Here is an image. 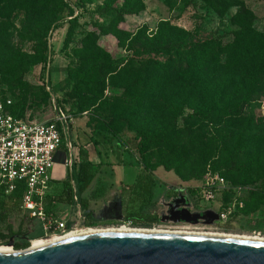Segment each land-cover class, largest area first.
I'll return each mask as SVG.
<instances>
[{
  "label": "rangeland",
  "instance_id": "374dc122",
  "mask_svg": "<svg viewBox=\"0 0 264 264\" xmlns=\"http://www.w3.org/2000/svg\"><path fill=\"white\" fill-rule=\"evenodd\" d=\"M0 1H4L0 7L9 1L22 7L0 12V17L8 16V20L13 22L9 33L15 44V53L11 57L7 53L8 45L0 44V99H11L14 112L26 121L51 119L55 111L42 90V86L48 85L47 88L62 106L78 115L71 130V154L74 160H80L79 151L84 149L92 157L104 160L107 156L128 161L135 158L143 165L147 164L146 168L156 174V186L152 189L153 176L146 174L145 167L138 174L135 173L140 181L135 194L143 199L138 198L135 202L141 200L136 204L139 211L134 210L131 212L134 214H129L135 224L143 223L141 225L130 224L126 220L129 214L125 212L122 216V194L117 190L122 189V185L115 184L112 190L109 189L108 184L114 181L107 174L102 176L105 183L102 190L104 193L111 191L112 194H103L98 198L91 222L82 221L78 215L79 208L71 202H58L52 208L54 212L63 210L65 214H72L68 219L70 226L82 223L86 227L97 228L127 225L132 228L226 232L264 237V81L253 93L252 89L247 88L253 100L246 103L235 118L222 119L217 125L202 120L187 126V114L200 101H206L208 96L204 93L200 98H187L186 89L182 86L168 84L161 96H149L150 111L143 114L139 109L142 97L139 90L150 70L143 67L141 62L155 65L156 62L166 63L171 59L168 55L140 56L144 47L160 44L172 34L190 42L219 38L225 44L232 40L231 32L239 29L236 15L243 8L252 12L256 28L262 31L264 0H64L66 10L46 38H43L40 28L44 0H40L33 11L25 7L27 3L23 0ZM106 6L132 8L133 13L123 18L102 17L96 10ZM72 22L75 24L74 30L65 45ZM45 47L46 64L43 61L25 68V81L29 88L27 96L30 99L38 97L40 106L23 107L20 97L23 90L11 89L10 81L4 76L9 72L8 76L13 78L20 75L22 68L18 67L23 63L20 54L37 58ZM239 97H243L242 91ZM80 98L85 103L83 106L78 104ZM174 118L177 127H193L204 132L206 137L202 143L193 146L185 140L182 144L186 146L185 151L172 156L177 161L168 162L171 169H167L162 166L164 157L159 153V148L151 146L147 152L140 147L143 141L137 128L146 126L148 130H162L167 128L165 126L173 127L170 122ZM113 129L120 138L110 141L106 136H110ZM244 129H248L252 135L246 134L241 140ZM120 139L125 144L124 148L118 144ZM180 144L171 140L161 149L172 152L177 148L180 151ZM67 152L70 154L69 148ZM225 164L232 166L233 172ZM49 174L62 182L72 177L71 170L63 163H57ZM216 175L225 179L226 187L220 191L218 199L198 201L193 194L185 192L184 195L192 211L208 214L218 211L222 199L224 207L232 210L229 220L211 224L210 229L187 230L173 225L179 220L172 213L162 221L144 223L149 219L146 214L152 216L161 212L164 204L175 202L176 192L171 185H182L191 191L192 187L205 183L208 176ZM150 192H153V201H149L152 196ZM197 202L200 209L195 210L194 204ZM22 217V210H16L4 221V225L11 222L17 230ZM24 222L33 238L34 244L31 246L43 243L46 238H37L44 235L41 222L37 218L25 219ZM11 250L16 249L13 247Z\"/></svg>",
  "mask_w": 264,
  "mask_h": 264
},
{
  "label": "trees",
  "instance_id": "16d2710c",
  "mask_svg": "<svg viewBox=\"0 0 264 264\" xmlns=\"http://www.w3.org/2000/svg\"><path fill=\"white\" fill-rule=\"evenodd\" d=\"M23 1L27 3L25 7L33 11V9L39 6L37 4H39L40 0ZM0 3H4V1H0ZM12 3L13 1H9L2 5L0 12L11 11L20 7L18 3ZM66 7L64 0H44L40 14V28L43 38H46L51 30L56 27ZM96 11L102 17L113 16L115 18H123L133 13L132 8H114L111 6L99 8ZM236 23L239 25V29L231 32L232 40L225 44L219 38L190 42L184 37L172 34L164 38L160 44L144 47L139 53L140 56L144 54H153L155 56L168 55L171 59L166 63L156 62L155 65H146L141 62L143 67L150 70L148 71L149 75L143 78V86L139 90L142 94L139 102L140 111L143 114L150 111L149 105L151 102L149 96L156 94L161 96L169 84V86H182L185 88L187 98L192 96L200 98L204 93L208 96L206 101H200L197 106L192 107L193 111L187 114V126L190 123L202 120L217 125L222 119L229 120L230 118H235V114H239L244 105L253 100L247 88L252 89L253 93L259 89L264 81V30L261 31L256 28L254 15L247 8L240 9L237 13ZM11 25H13V22L8 20V16L3 15L0 17V44L5 43L8 45L7 53L10 57L14 56L15 53V44L11 41V34L9 33ZM74 26L75 24L72 22L68 30L65 45L70 41V35L73 33ZM19 57L23 59L22 64H24L18 67V69L22 68L20 75L13 78L8 76L11 73L9 72L4 77L10 81L9 86L11 89L23 90L20 95L23 107L32 108L40 106L41 100L38 97L30 99L27 96L29 88L25 81L27 73L25 68L43 61L46 64V47L43 48L40 56L37 55V58L35 56H28L26 53L20 54ZM44 86H42V90L52 108L55 104L65 114L72 115L73 117L78 116L76 112L74 114L68 112L55 98L51 90L47 88L48 85ZM241 91L243 97H239ZM7 100L11 99H4L2 101ZM78 104L79 106L85 104L82 98H80ZM7 110L14 116L21 118L14 112L12 100L11 104L7 106ZM170 123L173 124V127L165 126L167 128L156 131L148 130L146 126L137 128V133L141 135L143 141V143L140 142V147L147 152L151 149V146L159 148V153L164 157L162 163L164 165L162 166L167 169H171L170 165L167 164L168 162L177 161L171 157H175L177 154L185 151L186 146H182L185 140H187L188 145L193 146L202 143V140L206 137L204 132L194 130L193 127H177L175 118ZM111 132L110 136L108 134L106 136L108 140L114 141L116 138H120L115 129L111 130ZM246 134L252 135L248 129H244L241 132V140H244ZM171 140L181 143L180 151H177L176 148L172 152L166 151V153L165 150L161 149ZM121 141L120 139L118 144L121 148H124L125 144L121 143ZM79 155L81 160L80 170L84 171L91 168L92 164L89 162V153L84 149H80ZM144 166L147 167L148 165L145 164ZM220 166H223V164ZM225 167L233 172L232 166L225 164ZM175 168L176 170L178 169L177 167ZM84 177H87L89 181L91 179L89 174H85ZM191 189L192 192L196 191L194 187ZM18 206V201L3 200L0 202V244H7L13 238L14 248L22 250L30 247L31 240L33 239L30 237L29 228L25 225V218L22 217V222L17 230H15L11 222L4 225V221L16 210H19ZM130 214L126 219L133 222V225L143 224H135ZM146 216L149 219L144 223L153 224L158 221V218L153 215L146 214Z\"/></svg>",
  "mask_w": 264,
  "mask_h": 264
},
{
  "label": "built area",
  "instance_id": "2783aa9c",
  "mask_svg": "<svg viewBox=\"0 0 264 264\" xmlns=\"http://www.w3.org/2000/svg\"><path fill=\"white\" fill-rule=\"evenodd\" d=\"M10 104L11 100H0V187L3 193L6 196L21 193L23 217L26 220L37 218L41 222L44 235L37 238L85 229L70 226L68 219L58 217L47 207L49 171L57 163L73 166L71 130L75 117L54 104L55 115L51 119L26 121L7 110ZM224 185L225 179L216 175L208 176L205 183L194 188L200 199L213 201L226 188ZM231 214L230 207H223L219 217L227 220Z\"/></svg>",
  "mask_w": 264,
  "mask_h": 264
},
{
  "label": "water",
  "instance_id": "95a60500",
  "mask_svg": "<svg viewBox=\"0 0 264 264\" xmlns=\"http://www.w3.org/2000/svg\"><path fill=\"white\" fill-rule=\"evenodd\" d=\"M5 245L13 248V239ZM0 264H264V241L194 234L102 232L0 253Z\"/></svg>",
  "mask_w": 264,
  "mask_h": 264
},
{
  "label": "crops",
  "instance_id": "0c3cea01",
  "mask_svg": "<svg viewBox=\"0 0 264 264\" xmlns=\"http://www.w3.org/2000/svg\"><path fill=\"white\" fill-rule=\"evenodd\" d=\"M109 157L107 156L104 160L103 158H94L91 156V154H89V162L92 164L91 168L85 169L84 171L80 170L81 160L75 159L73 162V166H68V168L71 170L72 175L70 180L62 182L51 177L47 197L48 210L55 213L58 217L69 219L71 216H73L72 214L68 212H66L67 214H65L63 210L54 212L52 208L58 202H71L73 204H76V206L79 208V216L93 215L98 206V198L102 197L103 194L104 196L112 194L111 191H108V193H104V191L102 190L105 185V183L103 182L104 177L102 176L104 174H107L111 175L114 181L113 183L108 184L109 189L112 190L115 184H118L120 186L122 185V189H117L118 193L122 194V214L125 215L124 212L126 214H129L131 212H134V210L135 212H138L139 210L136 208V204L140 203L143 198L138 197V195L135 194V192L138 190L137 185L140 184L139 175H135V173L138 174L139 171L141 172V168L145 166L142 162L135 158H131V160L128 161L123 158L116 159ZM148 173L150 174V176H153L151 178V188L154 189L156 186V174L154 172H150L147 169L146 174ZM85 174H89V177L91 178L90 181L87 177H84ZM150 194H152V196L149 201H153V192H150ZM138 198H141V200L135 204ZM3 200L18 201V209L21 210L20 192H16L12 196H6L3 193V189L0 187V202ZM162 212L163 210L157 213L160 215ZM60 213L61 216L59 215Z\"/></svg>",
  "mask_w": 264,
  "mask_h": 264
},
{
  "label": "flooded vegetation",
  "instance_id": "af4514ba",
  "mask_svg": "<svg viewBox=\"0 0 264 264\" xmlns=\"http://www.w3.org/2000/svg\"><path fill=\"white\" fill-rule=\"evenodd\" d=\"M173 187L175 188L174 192H176L175 202H169L166 205H164L165 208L162 209L163 212L160 215L158 213H154L153 216L157 217L158 221H162L164 219V217L172 216L171 214L173 213V215L177 217V220H179V222L177 224H173V225L179 227V229H187V230L195 229L196 230V229H210L211 224H220V223H224L227 220H229V218L227 220H221L219 217L220 212L222 211V209L224 207V203H223L222 199H220V205H219L217 212H213L211 214H208V213L200 212V211H192V208H190L188 206V200L186 199L184 193L188 192L190 194H193V196H196L198 201H202L200 199V197L197 195L196 191L192 192L189 190L188 187H186L187 188L186 189L182 185H177V186L172 185V189H173ZM194 205L196 206L195 210L200 209V207H199L200 203L197 202ZM198 213H199V215H198ZM93 216L94 215H86V216L82 215V216H79V218L82 221L86 220V222L87 221L91 222L90 220L92 219ZM122 216H124V215L122 214ZM129 223L132 224L131 221H129ZM82 224L81 225H72V227L81 228L80 226L84 225V224L83 225ZM83 227L85 228L86 225H84ZM11 239H13V238H11ZM13 242H14V240H13ZM1 245H5V244H1ZM0 247H2V246H0Z\"/></svg>",
  "mask_w": 264,
  "mask_h": 264
},
{
  "label": "bare ground",
  "instance_id": "6f19581e",
  "mask_svg": "<svg viewBox=\"0 0 264 264\" xmlns=\"http://www.w3.org/2000/svg\"><path fill=\"white\" fill-rule=\"evenodd\" d=\"M102 232H148V233H176V234H194V235H209V236H222V237H232V238H242V239H252V240H261L264 241V237L261 236H249V235H239L234 233H226V232H195V231H186V230H180V231H167L163 229H156V228H132L127 225H122L119 227H110V228H97V227H87L83 230L74 232V233H63V234H53L49 237L45 238H39V240H44L43 243L39 245H35L32 248H38L45 246L50 243L66 240L69 238H73L80 235H87V234H95V233H102ZM32 244L33 241H32ZM3 247H0V253H15V251L11 250L12 247L8 245H1ZM11 248V249H10Z\"/></svg>",
  "mask_w": 264,
  "mask_h": 264
}]
</instances>
